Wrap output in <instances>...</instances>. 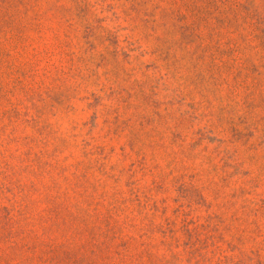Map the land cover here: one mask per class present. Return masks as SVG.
Returning <instances> with one entry per match:
<instances>
[{"label": "rangeland", "instance_id": "obj_1", "mask_svg": "<svg viewBox=\"0 0 264 264\" xmlns=\"http://www.w3.org/2000/svg\"><path fill=\"white\" fill-rule=\"evenodd\" d=\"M0 264H264V0H0Z\"/></svg>", "mask_w": 264, "mask_h": 264}]
</instances>
